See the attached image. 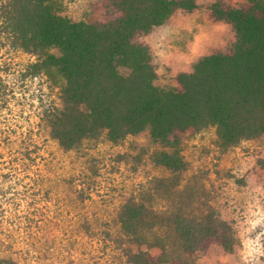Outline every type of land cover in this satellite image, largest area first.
Listing matches in <instances>:
<instances>
[{
  "label": "rangeland",
  "instance_id": "1",
  "mask_svg": "<svg viewBox=\"0 0 264 264\" xmlns=\"http://www.w3.org/2000/svg\"><path fill=\"white\" fill-rule=\"evenodd\" d=\"M59 1L63 15L85 21L98 0ZM214 1L195 0V9L175 11L143 38L155 85L172 86L201 57L234 41L229 24L208 17ZM35 61L21 49H0V261L126 264L121 250L130 245L120 241L118 212L130 197L151 193L157 211L176 200L205 202L232 226L233 251L211 243L194 264H264V136L223 148L214 127L184 135L185 167L175 175L154 162L161 148L147 131L118 144L103 134L64 149L43 119L60 104L59 90L34 73Z\"/></svg>",
  "mask_w": 264,
  "mask_h": 264
},
{
  "label": "trees",
  "instance_id": "2",
  "mask_svg": "<svg viewBox=\"0 0 264 264\" xmlns=\"http://www.w3.org/2000/svg\"><path fill=\"white\" fill-rule=\"evenodd\" d=\"M196 7L195 0H98L87 20L73 21L59 0H0V49L34 55V73L58 87L60 104L43 119L62 148L103 134L118 144L147 131L161 148L154 162L175 175L185 167L184 135L214 127L223 148L264 136V0L211 3L208 17L229 24L234 41L172 86L154 84L143 38L175 11ZM151 195L130 197L118 212L120 241L136 249L122 248L126 264H194L211 243L233 251L234 230L212 206L176 200L157 211Z\"/></svg>",
  "mask_w": 264,
  "mask_h": 264
}]
</instances>
